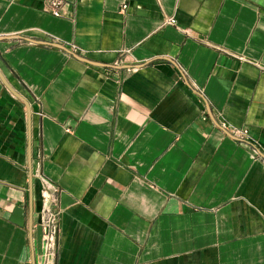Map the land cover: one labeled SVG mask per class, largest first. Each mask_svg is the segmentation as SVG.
Returning a JSON list of instances; mask_svg holds the SVG:
<instances>
[{"label":"crops","instance_id":"crops-1","mask_svg":"<svg viewBox=\"0 0 264 264\" xmlns=\"http://www.w3.org/2000/svg\"><path fill=\"white\" fill-rule=\"evenodd\" d=\"M42 178L55 264H264V0H0V264Z\"/></svg>","mask_w":264,"mask_h":264},{"label":"built area","instance_id":"built-area-1","mask_svg":"<svg viewBox=\"0 0 264 264\" xmlns=\"http://www.w3.org/2000/svg\"><path fill=\"white\" fill-rule=\"evenodd\" d=\"M122 9H125L123 7ZM54 17H59L58 12L53 13ZM170 26H176V22L170 19L167 22ZM221 128L227 132L234 140L239 142H250L249 132L245 129H226L222 124ZM41 210L39 214L40 236V264H55V255L60 231L61 209L57 204L56 194L58 188L47 179H41Z\"/></svg>","mask_w":264,"mask_h":264}]
</instances>
